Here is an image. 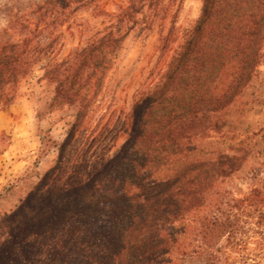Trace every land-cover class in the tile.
I'll return each mask as SVG.
<instances>
[{
  "label": "trees",
  "instance_id": "trees-1",
  "mask_svg": "<svg viewBox=\"0 0 264 264\" xmlns=\"http://www.w3.org/2000/svg\"><path fill=\"white\" fill-rule=\"evenodd\" d=\"M183 2L107 9L103 0H44L29 35L0 34V110L38 62L53 86L51 107L75 110L54 142L55 163L27 181L14 209L0 208V264H186L189 256L220 264L250 230L264 249L262 168L245 194L226 183L259 130L206 148L226 134L227 113L262 64L264 0H202L187 27L178 25ZM75 3L100 21L80 25L79 43L61 56ZM140 24L158 37L126 108L109 84L111 55Z\"/></svg>",
  "mask_w": 264,
  "mask_h": 264
},
{
  "label": "rangeland",
  "instance_id": "rangeland-1",
  "mask_svg": "<svg viewBox=\"0 0 264 264\" xmlns=\"http://www.w3.org/2000/svg\"><path fill=\"white\" fill-rule=\"evenodd\" d=\"M44 0H0V34L19 39L29 35L39 21L36 5ZM122 0H103L107 9H115ZM202 11V0H184L178 25L187 27ZM71 27L64 34L61 56L79 43L80 25L89 30L97 25L91 10L78 4L70 8ZM158 37L157 29L140 24L132 29L121 47L111 55L113 69L109 84L121 107L131 106L134 94L147 75ZM53 86L44 78L43 63L35 64L30 75L19 84L15 100L6 110H0L11 126L0 128V208L10 211L19 203V195L27 181L36 173H44L56 161L58 150L55 141L66 135L75 119L73 107H51ZM4 119H0V127ZM259 130L254 151L243 168L227 178V185L237 195L245 194L255 183L254 173L262 168L264 176V58L258 72L241 99L227 113L226 134L210 137L206 148L227 147L241 138V134ZM240 248H225L220 264H260L264 262L261 239L250 230ZM186 264H206L205 256H189Z\"/></svg>",
  "mask_w": 264,
  "mask_h": 264
},
{
  "label": "crops",
  "instance_id": "crops-1",
  "mask_svg": "<svg viewBox=\"0 0 264 264\" xmlns=\"http://www.w3.org/2000/svg\"><path fill=\"white\" fill-rule=\"evenodd\" d=\"M3 112H0V119L3 118L4 119V123L2 124V126L0 128H7L11 126V122L7 117H3V115H1ZM1 182V181H0ZM19 201V199H18Z\"/></svg>",
  "mask_w": 264,
  "mask_h": 264
}]
</instances>
